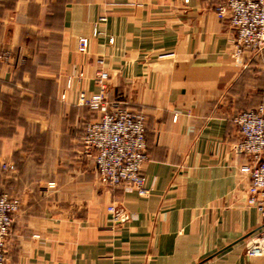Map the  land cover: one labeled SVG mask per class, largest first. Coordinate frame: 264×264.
<instances>
[{"label":"crops","instance_id":"obj_1","mask_svg":"<svg viewBox=\"0 0 264 264\" xmlns=\"http://www.w3.org/2000/svg\"><path fill=\"white\" fill-rule=\"evenodd\" d=\"M223 1L0 0V187L21 200L6 264H264L232 123L264 104V49L235 56ZM100 70L106 100L146 116V197L81 154Z\"/></svg>","mask_w":264,"mask_h":264},{"label":"built area","instance_id":"obj_2","mask_svg":"<svg viewBox=\"0 0 264 264\" xmlns=\"http://www.w3.org/2000/svg\"><path fill=\"white\" fill-rule=\"evenodd\" d=\"M215 13L221 22L233 30L235 56L263 51L264 0H224L216 6ZM107 20L106 16H102L95 23L94 38L101 34L99 25ZM113 42L111 38L110 43ZM89 45V38H79L78 53L86 55ZM1 59L9 61L10 56L3 53ZM97 62L102 66V60ZM108 81L109 74L100 70L96 77L100 93L87 96L81 92L79 95L78 105L89 107L96 114L83 129L81 154L94 165L103 185L123 187L128 192L135 191L139 196L146 197L150 192L143 174V166L149 159L147 119L142 113L127 111L120 102H108L105 94ZM232 123L240 136L238 151L250 160V164L240 169L249 178L247 203L264 215V104L237 113ZM2 170H7L6 164L2 165ZM20 208L19 197L2 191L0 187V264L7 263L6 245ZM108 211L116 214L113 207ZM124 218L123 214L115 215L117 222ZM246 255L249 258L264 255V228L248 239Z\"/></svg>","mask_w":264,"mask_h":264}]
</instances>
